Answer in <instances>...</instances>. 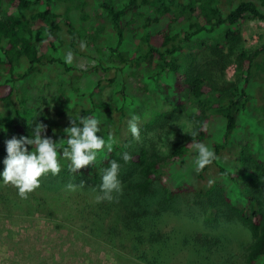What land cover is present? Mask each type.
Instances as JSON below:
<instances>
[{"label":"trees","instance_id":"obj_1","mask_svg":"<svg viewBox=\"0 0 264 264\" xmlns=\"http://www.w3.org/2000/svg\"><path fill=\"white\" fill-rule=\"evenodd\" d=\"M247 19L264 24V0H0V152L6 157V141L13 136L31 135L35 121L46 124L45 136L57 142L66 139L63 130L70 119L78 123L94 116L100 121L97 135L106 143L110 135L114 138L112 151L105 147L92 166L72 173L61 148L60 173L43 178L83 181V195L97 197L103 170L116 160L122 194L113 197H136L133 207L141 209L163 167L182 161L193 139H210L208 126L217 117L216 138L209 142L217 159L195 177L205 185L206 174L215 172L232 187L219 179L205 188L177 180L169 188L163 185L160 203L180 198L201 208L205 224L240 225L248 235L240 264H264V149L259 144L264 138V43L245 49L240 24ZM82 41L86 50L80 48ZM68 51L91 65L66 64ZM230 64L235 66L231 82L224 73ZM32 88L41 90L42 100L48 96L45 107L51 100L65 119L52 121L46 108L36 107L43 102L32 106ZM182 115L198 135L192 138L190 130L163 155L159 135ZM133 116L139 142L128 128ZM125 151L133 157L128 163L121 158ZM232 155L235 169L220 160ZM80 200L78 214L93 230H103L113 247L117 237L116 246L127 248L138 263L166 264V252L175 245L159 229L161 205L136 212L115 199ZM209 242L204 235H191L180 246L202 248Z\"/></svg>","mask_w":264,"mask_h":264},{"label":"rangeland","instance_id":"obj_2","mask_svg":"<svg viewBox=\"0 0 264 264\" xmlns=\"http://www.w3.org/2000/svg\"><path fill=\"white\" fill-rule=\"evenodd\" d=\"M114 1L123 2L125 0ZM240 31L245 49L249 50L264 43V24L262 22L247 19L240 24ZM73 65L78 68H86L91 65V62L75 56ZM234 69V64L227 65L224 69L226 80L229 82L234 80ZM46 90L44 91L47 93ZM261 92L257 91V93ZM29 93L30 104L36 106L43 102V105L39 104L36 107L39 110L46 108L52 121L60 122L65 119L64 116L59 115L58 109L51 103V100L48 102V108L45 107L49 98L47 96L42 100L41 90L32 88ZM102 96L106 98V93L103 92ZM38 97L40 101L37 100ZM216 118L214 117V124L208 126V131L211 133L210 139L199 143L209 146V142L216 138L218 125ZM189 124L191 122L182 115L166 132L159 135L158 142L163 155L166 154L168 147L181 141L190 132L192 128H189ZM259 144L264 149V138L260 140ZM196 155L197 153L192 147L182 161L176 163L173 168L164 166L161 170L160 180L154 181L151 193L144 201L140 202L146 204L141 209L148 210L156 206L159 208L164 196L163 185L169 188V183L175 185L177 180H182L191 186H195L197 183L203 185V188L207 187L209 183L204 185L195 177L197 172L194 164ZM5 158L0 152V264H142L135 260L136 256L129 253L127 248L122 250L116 246L117 237L112 239L116 249L101 234L103 230H93L89 221L78 214L77 210L83 206L75 207L76 201L81 199L82 203L87 204L92 200L94 203L95 196H89L90 194L87 193V195H83L81 189L67 190L66 186L70 182L51 181L42 177L40 187L32 192L28 199H21L18 190L10 184H5L2 180ZM220 160L225 161L231 169L232 167L237 168L234 155L220 156ZM169 171H176L178 177L175 178ZM209 179L212 181L219 179L225 188L232 187L226 180L218 177L215 172L206 174V180ZM72 183L79 185L77 182ZM88 192L92 193L91 195L94 194L92 190ZM187 196V199L193 198L192 194ZM135 198L131 196L127 199L119 197L114 199L120 201L122 206L128 210L139 212L140 208L133 207ZM231 199L235 200L236 197L232 196ZM73 200H75L74 204ZM67 201L72 204L67 206ZM161 207L163 209L159 208L162 211L159 222L162 223L159 229L171 235L170 244L175 245L166 252V264H240L241 249L248 240L247 232L243 227L236 223L205 224L201 208L196 204H185L180 198L174 197L172 201L161 205ZM104 223L105 226L108 224ZM191 235H204L209 238L210 242L201 246L202 248L189 244L180 246L183 239H190ZM213 240L217 242L214 246L212 245Z\"/></svg>","mask_w":264,"mask_h":264},{"label":"clouds","instance_id":"obj_3","mask_svg":"<svg viewBox=\"0 0 264 264\" xmlns=\"http://www.w3.org/2000/svg\"><path fill=\"white\" fill-rule=\"evenodd\" d=\"M46 35L49 39L52 38L51 33H46ZM80 48L86 50L87 44L82 41ZM74 59L75 56L72 51L65 53L64 62L66 64L71 65ZM128 128L133 139L139 142L141 137L136 116L128 121ZM189 128H192L191 124H189ZM46 130V124L35 121L31 135L28 137L22 136L19 139L13 136L6 141L7 155L3 161L2 180L5 184L15 187L21 199H28L29 195L40 187L42 177L49 173L52 175L60 173L59 149L62 148L63 156L70 160V171L72 173H77L80 169L92 166L96 161L98 152L104 150L105 147L109 152L112 151L114 138L110 135L106 143L101 136L97 135L100 131V121L94 116L81 117L78 123L76 120L70 119V127L63 130L66 139L57 142L45 136ZM197 135L196 130H191L192 138ZM65 140L66 147L64 146ZM192 147L197 153L194 160L195 171L197 172L202 171L217 159L214 150L204 143L196 142L193 139ZM121 158L125 163H128L133 157L125 151L121 153ZM120 167L116 160H112L109 167L103 170L100 186L102 195L96 197L97 203L113 201V193L122 194L121 181L118 179ZM212 183L214 181L209 180V184ZM84 187L83 181L79 185L70 182L66 186L69 191H76Z\"/></svg>","mask_w":264,"mask_h":264}]
</instances>
